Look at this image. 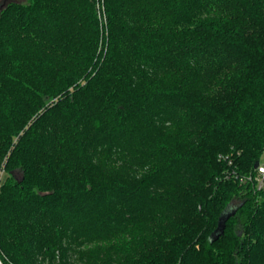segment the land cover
Here are the masks:
<instances>
[{
  "label": "trees",
  "instance_id": "obj_1",
  "mask_svg": "<svg viewBox=\"0 0 264 264\" xmlns=\"http://www.w3.org/2000/svg\"><path fill=\"white\" fill-rule=\"evenodd\" d=\"M98 1L0 7V264H264V0Z\"/></svg>",
  "mask_w": 264,
  "mask_h": 264
},
{
  "label": "water",
  "instance_id": "obj_2",
  "mask_svg": "<svg viewBox=\"0 0 264 264\" xmlns=\"http://www.w3.org/2000/svg\"><path fill=\"white\" fill-rule=\"evenodd\" d=\"M260 162L257 161L255 163V168H257L259 166ZM236 212V210H229L228 208L220 215L219 217V221H218V226L215 230V232L213 233V235H215L214 239H217L220 235H222L224 233L225 227H226V221L228 220V218H230L232 215H234Z\"/></svg>",
  "mask_w": 264,
  "mask_h": 264
},
{
  "label": "rangeland",
  "instance_id": "obj_3",
  "mask_svg": "<svg viewBox=\"0 0 264 264\" xmlns=\"http://www.w3.org/2000/svg\"><path fill=\"white\" fill-rule=\"evenodd\" d=\"M7 1L8 0H0V7L3 4H5ZM96 7H97L98 11H100V21H101L102 24H104V29H105V24H106V11H105V6L102 4V1L99 2L98 0H96ZM102 32H103V28H102ZM104 35H106V34H104ZM100 46H101V42H100ZM5 177H6V173L5 172H2L1 173V176H0V186H1V183L3 182V180L5 179Z\"/></svg>",
  "mask_w": 264,
  "mask_h": 264
},
{
  "label": "built area",
  "instance_id": "obj_4",
  "mask_svg": "<svg viewBox=\"0 0 264 264\" xmlns=\"http://www.w3.org/2000/svg\"><path fill=\"white\" fill-rule=\"evenodd\" d=\"M257 186L258 189H261L264 185V164L260 163L259 166L257 167Z\"/></svg>",
  "mask_w": 264,
  "mask_h": 264
}]
</instances>
